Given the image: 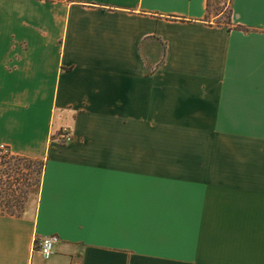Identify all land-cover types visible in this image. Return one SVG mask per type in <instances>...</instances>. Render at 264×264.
Instances as JSON below:
<instances>
[{
  "label": "crops",
  "instance_id": "crops-1",
  "mask_svg": "<svg viewBox=\"0 0 264 264\" xmlns=\"http://www.w3.org/2000/svg\"><path fill=\"white\" fill-rule=\"evenodd\" d=\"M214 1L0 0V143L43 162L0 264H264V0Z\"/></svg>",
  "mask_w": 264,
  "mask_h": 264
},
{
  "label": "rangeland",
  "instance_id": "rangeland-1",
  "mask_svg": "<svg viewBox=\"0 0 264 264\" xmlns=\"http://www.w3.org/2000/svg\"><path fill=\"white\" fill-rule=\"evenodd\" d=\"M211 14H218L213 18L214 22H220L228 25L226 22L231 15L229 0H215L210 7ZM12 157H15L14 155ZM41 160H21L14 161L11 169L4 165L0 166V186L5 190V194L0 190L2 195H6L9 199V205H12L14 212L22 211L26 202L34 201L36 197L37 187L40 180ZM9 169V170H7ZM18 198L21 203L17 204L14 198ZM7 200V199H6ZM6 204V201L0 200V205ZM15 205V206H14ZM20 206V208H19Z\"/></svg>",
  "mask_w": 264,
  "mask_h": 264
},
{
  "label": "built area",
  "instance_id": "built-area-1",
  "mask_svg": "<svg viewBox=\"0 0 264 264\" xmlns=\"http://www.w3.org/2000/svg\"><path fill=\"white\" fill-rule=\"evenodd\" d=\"M59 138L62 141H70L72 139V136L70 133L66 130H62L59 133ZM13 155L11 154V151L9 147L3 143H0V166L2 165L1 163L7 159L12 157ZM58 241L57 235H47V236H42V237H37L34 240V247L41 253V255L44 258H48L54 250V245Z\"/></svg>",
  "mask_w": 264,
  "mask_h": 264
},
{
  "label": "trees",
  "instance_id": "trees-1",
  "mask_svg": "<svg viewBox=\"0 0 264 264\" xmlns=\"http://www.w3.org/2000/svg\"><path fill=\"white\" fill-rule=\"evenodd\" d=\"M209 11H210V6H209V9H208ZM215 23H217V24H222V23H220V22H215ZM228 25H226V26H231L232 25V22H231V15H230V17H229V20L226 22ZM235 28H238V29H241V30H247L246 28H244V27H242V26H234ZM230 28V27H229ZM17 159H21V160H31V159H28V158H25V157H20V156H15V157H10V158H7V159H5L1 164L2 165H4L6 168H9V169H11L12 168V166H13V162L14 161H16ZM40 165H41V171H40V176H41V173H42V169H43V162H41L40 163ZM9 169H7V170H9ZM39 184H40V180H39ZM39 184H38V187H39ZM38 187H37V189H38ZM2 187L0 186V190L1 191H3L4 192V194H5V190H3V189H1ZM7 199V200H6ZM9 199L10 198H7V196L6 195H2L1 193H0V200L1 201H3V200H5L6 201V204H3V205H0V214H8V215H20V213L22 212V206H21V208H20V206H19V211L20 212H14V210H12L11 208H12V205H9L8 203H9ZM14 201L15 202H17V204H19V203H21V205H22V202H20V200L18 199V198H14ZM15 206V205H14Z\"/></svg>",
  "mask_w": 264,
  "mask_h": 264
}]
</instances>
